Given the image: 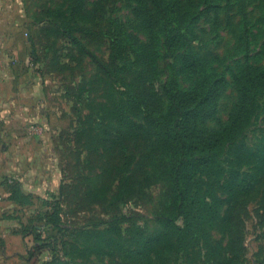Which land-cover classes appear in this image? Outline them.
Returning a JSON list of instances; mask_svg holds the SVG:
<instances>
[{
	"label": "rangeland",
	"instance_id": "1",
	"mask_svg": "<svg viewBox=\"0 0 264 264\" xmlns=\"http://www.w3.org/2000/svg\"><path fill=\"white\" fill-rule=\"evenodd\" d=\"M138 4L0 0V22L8 29L21 27L29 39L28 58L42 89L60 174L59 180L53 178L55 188L34 195L31 205L29 198L21 199L16 216L33 219L44 230L40 246L48 248L39 263L56 257L63 264H219L221 257H235L232 264H264L263 188L245 195L244 205L234 208L241 243L237 239L236 254L228 248L229 207L219 200L227 196L222 183L229 180L226 168L234 157L225 151L219 156L217 176L199 171L194 177L201 181L198 231L187 248H177L174 226L186 221L184 214L172 210L168 145L161 134L132 126L144 121L130 98L140 74L146 95L164 109L165 82L175 78L181 89L190 90L198 81L224 73L228 83L218 114L205 125L226 123L238 100L237 76L246 64L264 66V0H192L184 5L179 23L158 36L137 16ZM116 20L124 23L120 36L125 38L117 79L105 74L90 55L114 62L110 54L116 35L111 27ZM130 34L143 48L130 44ZM168 34L179 39L172 53L167 51ZM258 100L244 141L264 150V95ZM156 143L160 145L153 151ZM45 198L58 206L51 221ZM161 210L171 216L170 227L158 220ZM135 250L147 253L132 259Z\"/></svg>",
	"mask_w": 264,
	"mask_h": 264
},
{
	"label": "trees",
	"instance_id": "2",
	"mask_svg": "<svg viewBox=\"0 0 264 264\" xmlns=\"http://www.w3.org/2000/svg\"><path fill=\"white\" fill-rule=\"evenodd\" d=\"M191 1L139 0L140 4L135 11L145 28L158 36L160 32H168L174 22L179 23L184 16L182 11L186 9L184 5ZM111 29L116 35L110 54L114 62L107 64L100 61L94 54L90 55L105 74L117 79L122 69L118 60L125 42V38L120 36L124 31V23L118 20L113 21ZM138 41L137 37L130 34V44L143 48ZM178 41V36L168 34V53H172V48ZM190 58L187 56L186 60ZM227 83L224 73H214L209 79L198 81L190 90H183L179 87L178 80L173 78L163 84L166 98L164 109L160 101L152 100L146 95L143 74L137 77L134 84L136 90L130 93L131 103L137 111L141 110L144 121V125L133 124L132 126L150 133L161 134L168 145L169 175L174 193L172 210L184 214L186 221L184 226H174L179 250L187 248L193 240L190 238H193L194 231H198L196 207L201 202L200 196L197 195L201 181L195 180L194 177L199 171L217 176L216 168L222 152H228V155L234 157L233 165L226 168L229 180L222 183L227 196L219 200V203H226L229 207L226 211L228 215L226 228L230 237L228 248L231 254L233 252L236 254V248H240L237 245V239L241 243L234 227V208L237 205L243 206V197L249 193L254 191L257 193L263 188L261 192L264 194V186H262L264 185V150L261 147L251 148L244 141V134L252 122L254 109L259 102L258 98L260 94L264 95V66L246 64L236 78L238 100L230 112L228 121L220 127H208L205 121L218 114L219 99ZM159 145L156 143L152 150L156 151ZM243 163L246 164L244 167L247 169L242 166ZM130 178H133V174H130ZM13 195L17 197L20 204L24 203L21 199L25 198H29L31 204L30 201L33 198L32 195L22 193L18 186H15ZM43 205L51 207V211L47 210L46 218L48 221L53 220L58 214V208H56L58 206L49 198L43 200ZM157 218L166 227L173 224L171 216L164 210L157 214ZM19 219L22 234L25 237H31V240L35 242L30 255L32 259H35V263L37 260L40 262L41 256L48 248L44 244H42L43 247L40 246L41 242L45 243L41 239L44 230L42 226L34 224L33 219ZM203 243L205 246L209 243L206 236H203ZM144 252L135 250L132 259L147 253ZM234 258H229L227 261L226 258L222 260L221 257L219 264H232L235 261ZM38 264L63 263L58 258L52 257Z\"/></svg>",
	"mask_w": 264,
	"mask_h": 264
},
{
	"label": "crops",
	"instance_id": "3",
	"mask_svg": "<svg viewBox=\"0 0 264 264\" xmlns=\"http://www.w3.org/2000/svg\"><path fill=\"white\" fill-rule=\"evenodd\" d=\"M28 48L21 27L8 29L0 22V264L39 263L30 255L35 242L20 230L16 208L21 204L13 190L18 186L24 194L43 196L60 175Z\"/></svg>",
	"mask_w": 264,
	"mask_h": 264
}]
</instances>
